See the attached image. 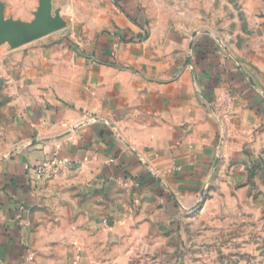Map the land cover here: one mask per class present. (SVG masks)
I'll return each mask as SVG.
<instances>
[{
    "label": "crops",
    "instance_id": "crops-1",
    "mask_svg": "<svg viewBox=\"0 0 264 264\" xmlns=\"http://www.w3.org/2000/svg\"><path fill=\"white\" fill-rule=\"evenodd\" d=\"M0 3L4 19L31 23L38 0ZM142 6L52 0L62 30L0 42L13 108L0 154V264H114L135 227L192 208L221 162L264 143V23L245 12L239 44L241 14L224 16L219 44L191 26L193 9ZM53 155L64 164L37 175Z\"/></svg>",
    "mask_w": 264,
    "mask_h": 264
},
{
    "label": "rangeland",
    "instance_id": "rangeland-1",
    "mask_svg": "<svg viewBox=\"0 0 264 264\" xmlns=\"http://www.w3.org/2000/svg\"><path fill=\"white\" fill-rule=\"evenodd\" d=\"M137 3L139 6L144 3L141 8L153 14L173 10L183 15L193 9L196 14L191 26L197 31L213 30L219 44L224 16L241 14L239 30L243 34L238 38L239 44L248 41L245 12L264 23V0H137ZM141 23L144 27V20ZM82 26L79 24L77 28ZM65 36L70 41L76 40L71 34ZM55 38L37 42H56ZM33 52L35 56L42 53ZM1 65L0 62V154H5L9 150L6 127L13 108L11 84ZM225 101H221L223 128L231 123L232 117L231 106L228 108ZM250 150L246 146L242 158L231 157L221 162V176L209 180L192 208L180 211L171 220L165 219L164 211L155 214L151 211L155 219L148 220L144 227H135L137 233L130 236L129 252L126 257L124 253L123 258H115L114 264H264V143L257 152ZM114 254L121 255L117 250Z\"/></svg>",
    "mask_w": 264,
    "mask_h": 264
},
{
    "label": "water",
    "instance_id": "water-1",
    "mask_svg": "<svg viewBox=\"0 0 264 264\" xmlns=\"http://www.w3.org/2000/svg\"><path fill=\"white\" fill-rule=\"evenodd\" d=\"M66 23L56 11H52V0H38L31 23H22L10 18L4 19L0 3V42L17 47L44 35L62 30Z\"/></svg>",
    "mask_w": 264,
    "mask_h": 264
},
{
    "label": "built area",
    "instance_id": "built-area-1",
    "mask_svg": "<svg viewBox=\"0 0 264 264\" xmlns=\"http://www.w3.org/2000/svg\"><path fill=\"white\" fill-rule=\"evenodd\" d=\"M63 164V160L53 155L49 159L34 167L33 171L37 175H51L54 174Z\"/></svg>",
    "mask_w": 264,
    "mask_h": 264
}]
</instances>
